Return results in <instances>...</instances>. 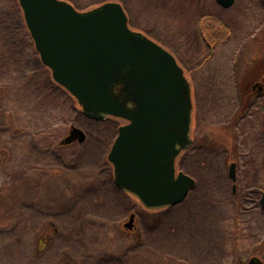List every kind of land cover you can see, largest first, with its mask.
I'll list each match as a JSON object with an SVG mask.
<instances>
[{
    "label": "rangeland",
    "instance_id": "rangeland-1",
    "mask_svg": "<svg viewBox=\"0 0 264 264\" xmlns=\"http://www.w3.org/2000/svg\"><path fill=\"white\" fill-rule=\"evenodd\" d=\"M65 1L120 3L131 29L175 57L193 107L176 168L196 185L158 209L118 188L107 155L126 121L85 115L41 63L18 2L0 0V264H264L262 0ZM205 14L231 31L215 48L198 36ZM73 126L82 142L64 141Z\"/></svg>",
    "mask_w": 264,
    "mask_h": 264
},
{
    "label": "water",
    "instance_id": "water-1",
    "mask_svg": "<svg viewBox=\"0 0 264 264\" xmlns=\"http://www.w3.org/2000/svg\"><path fill=\"white\" fill-rule=\"evenodd\" d=\"M216 1L223 7L234 2ZM18 4L41 63L83 113L97 120L114 116L126 121L107 155L115 185L145 208L180 203L194 185L191 176L175 170L176 157L191 141L192 99L175 57L131 29L118 2L83 11L65 0ZM84 137L73 126L64 141L82 142ZM261 202L264 208V194ZM133 219L131 213L125 227L132 228Z\"/></svg>",
    "mask_w": 264,
    "mask_h": 264
},
{
    "label": "trees",
    "instance_id": "trees-1",
    "mask_svg": "<svg viewBox=\"0 0 264 264\" xmlns=\"http://www.w3.org/2000/svg\"><path fill=\"white\" fill-rule=\"evenodd\" d=\"M15 1L18 2V0ZM18 28L24 30L22 24ZM230 32V28L220 18L209 14L199 17L198 36L201 40L205 41L209 47L215 48L220 42L226 40L230 36ZM24 35H22V33L20 34L22 44L26 42V39L23 37Z\"/></svg>",
    "mask_w": 264,
    "mask_h": 264
},
{
    "label": "flooded vegetation",
    "instance_id": "flooded-vegetation-1",
    "mask_svg": "<svg viewBox=\"0 0 264 264\" xmlns=\"http://www.w3.org/2000/svg\"><path fill=\"white\" fill-rule=\"evenodd\" d=\"M262 2H263V0H262ZM252 87V89L251 90H254L255 88H254V86H251ZM246 89H247V87H245V89L243 90V93H246L247 91H246ZM261 90H262V83H261V85H258V88H257V91L258 92H261ZM255 96V95H254ZM254 96H253V98H254ZM244 98H248V99H250V97H247V96H245ZM255 99V98H254ZM245 106V105H244ZM192 109H193V107H192ZM245 108H243L242 107V111L244 110ZM107 118V117H106ZM190 143H191V141H190ZM190 145V144H189ZM189 145L184 149V150H186L188 147H189ZM184 150H182L181 152H183ZM181 152H180V154H181ZM178 156H179V154H178ZM178 156L176 157V160H177V158H178ZM175 160V170H176V172H183V173H185L184 171H182V170H177V168H176V161ZM232 163H234V176H231L230 175V165L232 164ZM236 171H237V169H236V163L235 162H233V161H231L229 164H228V176L232 179V180H235L236 178ZM185 174H187V173H185ZM187 175H189V174H187ZM190 176V175H189ZM192 177V176H191ZM193 179H194V185H193V187L196 185V179L193 177ZM192 187V188H193ZM233 188V191H235L236 190V188H235V186H233L232 187ZM260 194H259V205L263 208V206H262V202H261V199H262V196H263V194H264V190H262V191H260L259 192ZM165 208V207H164ZM264 209V208H263Z\"/></svg>",
    "mask_w": 264,
    "mask_h": 264
}]
</instances>
